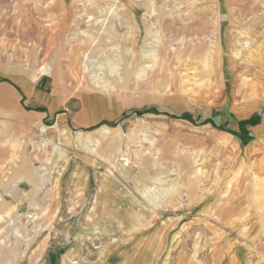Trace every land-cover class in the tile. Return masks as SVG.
Returning a JSON list of instances; mask_svg holds the SVG:
<instances>
[{
  "label": "rangeland",
  "instance_id": "374dc122",
  "mask_svg": "<svg viewBox=\"0 0 264 264\" xmlns=\"http://www.w3.org/2000/svg\"><path fill=\"white\" fill-rule=\"evenodd\" d=\"M80 2L96 6L73 39L81 52L72 61L75 86L119 103L122 117L86 130L58 126L62 132L23 133L0 122V264H60L76 234H84L72 257L78 264H116L120 252L134 264H264V171L243 163L230 140L188 148L167 124L231 101L239 84L252 88L245 97L259 94L246 67L227 81L215 56L223 20L240 53L254 46L249 29L263 50L264 22L248 21L260 19L264 0H157L137 16L117 0ZM218 2L228 8L222 15L199 7ZM84 33L95 42H80ZM152 52L155 67L137 77ZM108 60L122 68L119 77ZM97 61L102 73L87 74L83 63ZM123 230L132 237L115 245ZM240 241L251 246H233Z\"/></svg>",
  "mask_w": 264,
  "mask_h": 264
},
{
  "label": "crops",
  "instance_id": "0c3cea01",
  "mask_svg": "<svg viewBox=\"0 0 264 264\" xmlns=\"http://www.w3.org/2000/svg\"><path fill=\"white\" fill-rule=\"evenodd\" d=\"M117 1L121 10L136 16L138 11L158 4L157 0ZM199 5L215 10L217 15L228 9L220 2ZM260 5L264 7V2ZM95 6L80 0H0V122L30 133L58 126L86 130L109 125L122 117L119 103L75 86L77 80L71 70L73 59L80 60L81 56L80 46L73 39L80 35V21L84 17L87 22ZM260 16L259 20L248 22H253L254 27L261 25L264 11ZM229 26L227 20L219 24L221 34L215 58L223 61L227 81L246 67L259 94L245 97L252 88L239 84L231 101L168 122V129L173 140L188 148L207 147L214 138L230 140L243 163H253V170L264 171V46L263 50L256 48L259 38L256 40L255 29H249L254 46L240 53L234 40L229 41ZM72 90L76 93H69ZM167 101L177 107L175 98ZM233 246L251 243L240 241Z\"/></svg>",
  "mask_w": 264,
  "mask_h": 264
},
{
  "label": "bare ground",
  "instance_id": "6f19581e",
  "mask_svg": "<svg viewBox=\"0 0 264 264\" xmlns=\"http://www.w3.org/2000/svg\"><path fill=\"white\" fill-rule=\"evenodd\" d=\"M109 13H106L105 14V17H104V19H106V18H109ZM103 19V20H104ZM102 24H104V23H102ZM103 25H101V27H102ZM97 32V34L98 33H101L102 32V30H101V28L98 30V31H96ZM85 34V36L87 37H89V39H82L80 42H85V43H87L89 40L90 41H92V42H95V38L93 37V38H91L90 36H92L90 33H84ZM91 38V39H90ZM158 41V40H157ZM246 45V44H245ZM155 49V48H154ZM153 49L151 48V51H152ZM84 56H86V59H85V61L87 60V59H89V57H88V53H86V54H84ZM149 58V60H147L145 63H144V65L142 66L143 67V69L141 70V72H139L138 73V75H137V77H142V74H144V72L147 70V69H150V70H152L154 67H155V65H156V62H157V55H156V53L155 52H152L151 54H150V57H148ZM98 62V61H97ZM108 62H110V72H111V75H112V77H119L120 75H121V71H122V68L121 67H119V65H118V63L116 62V61H113V60H111V61H109L108 60ZM84 65H83V67H84V71L88 74H91V73H98V74H101L102 73V70L100 69L101 67H102V65H103V63H101V61H99L97 64H90V62H89V64H87L86 65V63H83ZM97 68L95 71H93L92 70V68ZM96 77V76H95ZM107 89H112L113 87V85L111 86V85H104ZM103 129V134H105V133H108L109 132V128H106V127H104V128H102ZM44 130V129H43ZM58 131H60V132H62V130L60 129V128H58ZM42 132H44V131H42ZM59 132V133H60ZM91 134V133H90ZM103 136V135H102ZM88 138L86 139V141H85V146L87 145L88 147H87V149L89 150V151H94V147H95V140L93 139V137H91L89 134H88V136H87ZM139 137H140V140L141 141H148V139H147V137H145L143 134H139ZM50 142L51 143H53V146L55 147V148H58V143L57 142H55L54 140H53V138H50ZM149 142V144L151 145V141H148ZM158 179V178H157ZM178 184V183H177ZM180 187V186H179ZM143 194L145 195H147L148 196V199L150 200V201H152V202H157L156 200L159 198V195H158V193H155V192H150V191H148V189L146 188V189H144L143 191ZM72 204V203H71ZM157 205H159V203L157 204ZM152 210H154V209H152ZM154 212V211H153ZM154 216V215H153ZM86 218H89V215L86 217ZM95 229V228H94ZM95 230H97V231H99V228H96ZM97 231H93L94 233H97ZM119 239H113V240H111V241H115V245H117V244H121V243H125V242H128L129 241V239L132 237L131 235L130 236H127L126 235V233H125V231L123 230V231H121L120 232V234H119ZM82 237H84V234L82 235V234H76V236H75V242H74V244L72 245V246H70L69 247V249L67 250V252L61 257V260H60V264H78V261H73L72 260V257H75V258H78L79 256H80V244H81V242H82ZM86 238V237H85ZM95 246H98V245H95ZM99 247V246H98ZM99 252L100 253H104L105 252V250H103V248H101V247H99ZM116 264H134V263H132V261H128V259L126 258V256H125V252H120L119 254H118V256H117V261H116Z\"/></svg>",
  "mask_w": 264,
  "mask_h": 264
}]
</instances>
